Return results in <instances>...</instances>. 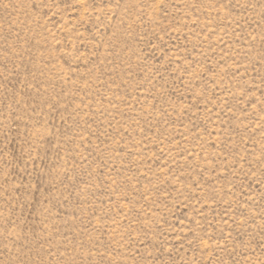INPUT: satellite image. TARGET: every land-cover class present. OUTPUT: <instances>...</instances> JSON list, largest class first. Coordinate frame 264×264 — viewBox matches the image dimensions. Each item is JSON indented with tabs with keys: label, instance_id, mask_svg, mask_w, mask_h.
Returning a JSON list of instances; mask_svg holds the SVG:
<instances>
[{
	"label": "rangeland",
	"instance_id": "1",
	"mask_svg": "<svg viewBox=\"0 0 264 264\" xmlns=\"http://www.w3.org/2000/svg\"><path fill=\"white\" fill-rule=\"evenodd\" d=\"M0 264H264V0H0Z\"/></svg>",
	"mask_w": 264,
	"mask_h": 264
}]
</instances>
